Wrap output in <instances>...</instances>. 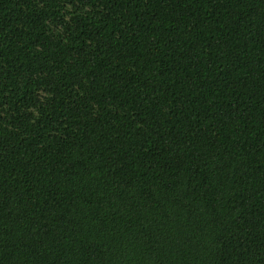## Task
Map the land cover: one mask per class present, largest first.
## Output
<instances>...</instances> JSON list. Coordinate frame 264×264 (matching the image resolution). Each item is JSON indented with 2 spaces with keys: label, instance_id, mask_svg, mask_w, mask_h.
I'll list each match as a JSON object with an SVG mask.
<instances>
[{
  "label": "trees",
  "instance_id": "1",
  "mask_svg": "<svg viewBox=\"0 0 264 264\" xmlns=\"http://www.w3.org/2000/svg\"><path fill=\"white\" fill-rule=\"evenodd\" d=\"M0 264H264V0H0Z\"/></svg>",
  "mask_w": 264,
  "mask_h": 264
}]
</instances>
